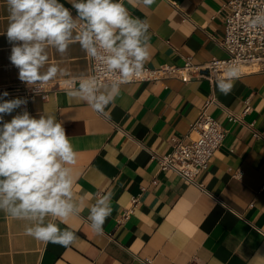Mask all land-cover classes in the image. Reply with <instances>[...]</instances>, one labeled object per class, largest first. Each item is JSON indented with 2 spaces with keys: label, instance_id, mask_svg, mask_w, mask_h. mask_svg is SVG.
Listing matches in <instances>:
<instances>
[{
  "label": "crops",
  "instance_id": "1",
  "mask_svg": "<svg viewBox=\"0 0 264 264\" xmlns=\"http://www.w3.org/2000/svg\"><path fill=\"white\" fill-rule=\"evenodd\" d=\"M227 1L155 0L145 6L125 0L129 13L148 24L145 64L182 65L187 55L194 63L225 57ZM60 2L75 16L69 0ZM7 26V0H0V85L22 82L9 60ZM48 56L49 65L67 74L51 79L60 88L47 99L34 96L27 111L36 118L55 115L76 152L73 194L81 211L59 226L77 239L67 247L45 244L26 234L28 221L0 211V264H264V70L238 75L227 95L218 88L227 76L122 83L105 115L69 95L90 73L80 44H71L63 55L50 47ZM69 79H76L75 87H61ZM211 97L207 112L226 134L208 167L194 181L161 170L152 153L170 152L172 136L188 142L191 123ZM245 101L249 110L241 114ZM22 111L17 108L4 120ZM228 112L241 119L229 120ZM104 195L112 212L97 233L89 210ZM132 195L139 201L128 219L119 221Z\"/></svg>",
  "mask_w": 264,
  "mask_h": 264
},
{
  "label": "clouds",
  "instance_id": "2",
  "mask_svg": "<svg viewBox=\"0 0 264 264\" xmlns=\"http://www.w3.org/2000/svg\"><path fill=\"white\" fill-rule=\"evenodd\" d=\"M145 6L155 0H139ZM75 9L60 0H7L6 37L12 44L10 62L19 70V79L28 85L44 84L66 69L49 65L48 49L63 55L73 43L99 61L107 72L117 73L111 85H101L95 77L81 78L69 95L86 101L98 113L113 104L120 85L138 76L150 56L148 24L133 17L125 0H69ZM133 4L134 0H128ZM264 28V10L251 21ZM230 67L227 78L218 81L227 95L238 76ZM7 92L3 97H7ZM0 97V211L29 222L26 234L47 243L69 246L76 233L59 224L81 211L73 194L72 165L76 152L62 122L52 114L32 116L24 111L5 121V115L26 105L25 99ZM110 197L104 195L89 210L88 219L97 233L111 215ZM59 221V223H57Z\"/></svg>",
  "mask_w": 264,
  "mask_h": 264
},
{
  "label": "built area",
  "instance_id": "3",
  "mask_svg": "<svg viewBox=\"0 0 264 264\" xmlns=\"http://www.w3.org/2000/svg\"><path fill=\"white\" fill-rule=\"evenodd\" d=\"M227 13L223 19L224 35L221 46L227 55L222 58L211 57L203 63H194L192 57L187 55L182 65L164 63L159 66L144 65V70L131 78L128 82L150 81L164 78H178L183 82L192 78H206L213 80L227 76L230 67L238 68V75L252 70H264V28L252 27L251 21L255 15L264 10V0H228L225 5ZM90 73L86 78L95 77L99 84L105 85L116 82L117 73L107 72L99 61L88 56ZM76 79H69L63 83V88L75 87ZM127 83V82H125ZM54 88H60L57 82L28 85L25 82L0 85V96L7 92L8 96L25 99L26 105H22L23 111L28 109V103L34 96L47 99ZM213 97L207 99L201 108L196 120L190 125L188 142L177 136L171 137L172 150L165 154L152 153L159 164V168L165 171L178 173L185 180L194 181L195 177L205 170L211 157L223 143L226 128L207 112L208 105ZM243 112L249 110L247 101ZM241 114L228 112L229 120H240ZM156 180L154 179L153 182ZM201 186V184H199ZM144 189V187L142 188ZM131 206L125 208L119 221L128 219L133 208L139 201V195L130 197ZM144 262L150 263L145 257ZM190 264H197L192 262Z\"/></svg>",
  "mask_w": 264,
  "mask_h": 264
}]
</instances>
